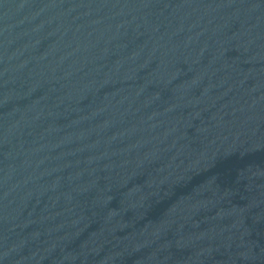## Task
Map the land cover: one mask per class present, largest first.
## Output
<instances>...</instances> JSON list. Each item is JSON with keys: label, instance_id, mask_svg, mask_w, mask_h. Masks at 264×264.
I'll return each instance as SVG.
<instances>
[{"label": "water", "instance_id": "1", "mask_svg": "<svg viewBox=\"0 0 264 264\" xmlns=\"http://www.w3.org/2000/svg\"><path fill=\"white\" fill-rule=\"evenodd\" d=\"M0 264H264V0H0Z\"/></svg>", "mask_w": 264, "mask_h": 264}]
</instances>
